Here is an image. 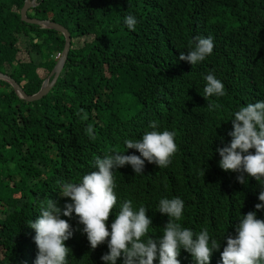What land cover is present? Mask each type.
Returning <instances> with one entry per match:
<instances>
[{"label": "trees", "instance_id": "obj_1", "mask_svg": "<svg viewBox=\"0 0 264 264\" xmlns=\"http://www.w3.org/2000/svg\"><path fill=\"white\" fill-rule=\"evenodd\" d=\"M23 3L0 0V72L33 94L62 52L64 36L22 21ZM27 15L64 26L71 44L56 82L39 100L20 98L0 79V264H35L36 233L28 223L39 218L41 204L71 203L61 185L96 171L97 157L126 153L124 140L142 137L151 121L176 133L177 152L167 167L145 160L143 174L130 164L114 170L117 204L109 231L131 200L152 220L142 239L158 240L169 220L158 212L159 201L179 197V223L194 233L206 228L221 244L211 264H222L227 236L237 235L239 220L256 211L264 190L247 174L243 185L240 173L222 170L217 151L231 143L234 113L264 101V0H35ZM128 15L137 20L134 31L124 23ZM199 36L213 39V53L194 66L179 60ZM210 72L225 95L206 100ZM209 103L220 107L209 110ZM127 154L140 156L135 149ZM257 216L264 219V210ZM61 218L74 233L65 241L67 264H104L107 241L93 250L79 217ZM178 259L196 264L183 248Z\"/></svg>", "mask_w": 264, "mask_h": 264}, {"label": "clouds", "instance_id": "obj_2", "mask_svg": "<svg viewBox=\"0 0 264 264\" xmlns=\"http://www.w3.org/2000/svg\"><path fill=\"white\" fill-rule=\"evenodd\" d=\"M124 23L129 30L134 31L137 20L128 15ZM214 50L211 37H196L194 47L187 55L181 52L179 60L187 61L192 66L204 61ZM206 85L203 97L225 95L224 84L210 72L204 76ZM209 110L220 107L219 104L209 103ZM233 131L231 143L217 149L221 157L219 167L225 172H237L239 183L245 185L248 177L255 178L264 189V101H256L241 106L231 120ZM159 122L151 121L150 131H146L139 139H125L124 145L128 150L135 149L140 156L128 155L127 152L113 150L115 154L105 158H96V171L85 176L79 183L64 182L61 185V196L70 198L63 208L57 201L47 199L41 204L39 218L31 220L28 227L35 230V243L38 254L35 264H67V256L71 249L65 241L73 236L69 222L61 217L71 218L73 213L79 217L83 225L82 232L86 234L91 248L95 250L107 241L109 252L102 255L104 264H117L123 257V264H181L178 257L183 248L189 252L196 264H211L214 252L221 248L216 239H210L208 230L202 229L194 233L191 229L182 227L184 202L179 197L162 198L159 201L158 212L169 217L162 228V237L142 238L148 233L152 220L147 215V209L140 206L133 209L131 200L125 201L109 231L108 222L117 204L115 193L114 170L125 165H131L137 174H143L145 160L156 164L159 168L167 167L171 158L177 152L175 143L176 133L169 130H158ZM92 133V127L86 129ZM255 150L253 153L251 150ZM143 157V159L141 158ZM256 211L243 215L236 228L235 237L227 236V246L221 252L222 264H261L264 261V219L257 212L264 210V190L260 191ZM79 230V229H78Z\"/></svg>", "mask_w": 264, "mask_h": 264}, {"label": "water", "instance_id": "obj_3", "mask_svg": "<svg viewBox=\"0 0 264 264\" xmlns=\"http://www.w3.org/2000/svg\"><path fill=\"white\" fill-rule=\"evenodd\" d=\"M34 1L35 0H24V3L22 5V7L20 8V19L22 21L27 22V23L38 24L43 28H51V29H54V30L62 33L64 36V46H63V50L60 54V57L57 59L55 65L53 66V68L51 69V71L49 72L47 77L43 80L40 89L36 93H33V94L25 93V91L22 89V87L14 79H12L10 76L4 74L3 72H0V79L8 82L13 87V89L17 93V95L26 101L39 100L40 98H42L45 94H47L49 92V90L54 85L59 74L61 73V71L63 69L64 63H65L66 58H67L68 50H69L70 44H71L70 32L64 26H62L59 23H56L54 21H51V20L32 18V17H29L27 15V9L30 6L34 5Z\"/></svg>", "mask_w": 264, "mask_h": 264}, {"label": "rangeland", "instance_id": "obj_4", "mask_svg": "<svg viewBox=\"0 0 264 264\" xmlns=\"http://www.w3.org/2000/svg\"><path fill=\"white\" fill-rule=\"evenodd\" d=\"M21 38H23V37H21ZM20 43L23 44V46H26V43H24V40H21Z\"/></svg>", "mask_w": 264, "mask_h": 264}, {"label": "crops", "instance_id": "obj_5", "mask_svg": "<svg viewBox=\"0 0 264 264\" xmlns=\"http://www.w3.org/2000/svg\"><path fill=\"white\" fill-rule=\"evenodd\" d=\"M61 53H58L55 57L58 59L60 57Z\"/></svg>", "mask_w": 264, "mask_h": 264}]
</instances>
